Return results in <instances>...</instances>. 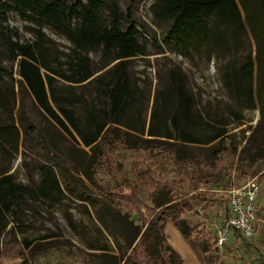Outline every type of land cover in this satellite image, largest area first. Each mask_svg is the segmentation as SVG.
Instances as JSON below:
<instances>
[{"label": "trees", "instance_id": "obj_1", "mask_svg": "<svg viewBox=\"0 0 264 264\" xmlns=\"http://www.w3.org/2000/svg\"><path fill=\"white\" fill-rule=\"evenodd\" d=\"M128 1L130 5L122 11L118 0H0V40L6 58L17 61L19 76L15 80L13 69L0 63V255L2 243L13 229L10 223L30 193L29 187L16 181L10 172L13 159L19 152H37L41 160L34 170L42 177L40 194L66 190L93 200L96 218L114 241L115 250L103 244L95 248L99 252L86 253L84 264L180 262L172 244L166 242L164 227L170 217L181 235L189 239L192 229L179 213L190 207L191 200L166 181L153 178L151 167L157 159L142 171L138 166L145 164L144 159L171 154L175 175L180 178L171 182L195 179L203 170L198 162L188 160L186 149L196 143L217 142L219 146L212 150L214 165L228 135V122L223 119L210 134L198 136L197 129L204 118L186 87V74L170 67L164 88L156 90L145 130L139 88L132 82L128 68L131 59L147 52L146 45L138 40L141 32L132 17L131 6L139 0ZM150 10L162 31L161 44L156 37L153 39L158 51L169 44L185 56L198 54L214 60L220 85L238 105L237 109L229 108L236 121L241 118V108L252 109L258 102L261 119L238 156L242 159L244 154L249 155L251 161L264 159V148L260 146H254L250 153L253 135L264 128V0H152ZM8 11L38 25L47 22L65 35L72 43L65 61L67 67L63 69L58 57L49 54L39 27L35 28V42L20 43L15 39L12 29L2 24ZM249 35L256 43L254 54ZM93 49L101 50V59L94 65L87 54ZM105 67L108 68L103 73L94 75ZM57 78L67 81L72 89L93 84L103 97L102 106L90 103L91 107L80 114L72 93L58 90ZM161 116L162 130L156 123ZM118 144L141 159L134 161L132 168L154 187L147 196L152 206L135 193L116 195L97 184V168L108 175L114 172L110 159ZM86 181L105 197L96 198ZM113 197L129 202L137 217L121 213L112 203ZM141 207L150 209V213L140 216ZM226 213L228 216V207ZM147 237L154 247L151 253ZM32 241L23 239L24 248L28 249ZM15 264L32 263L23 258Z\"/></svg>", "mask_w": 264, "mask_h": 264}, {"label": "rangeland", "instance_id": "obj_2", "mask_svg": "<svg viewBox=\"0 0 264 264\" xmlns=\"http://www.w3.org/2000/svg\"><path fill=\"white\" fill-rule=\"evenodd\" d=\"M151 2L152 0H139L131 6L132 17L141 32L138 40L146 45L147 54L136 55L131 59L128 68L132 82L139 88L138 103L142 107L140 117L141 122H145V130L154 108L156 90L164 88L166 71L170 67L180 68L186 74V87L196 102L197 110L204 118L200 123L201 126L196 128L198 136L205 137L210 134L215 127L221 125L223 119L228 122L226 125L228 135L221 144L223 150L214 165H211L215 160L212 150L219 146L217 142L196 143L186 149L188 160H195L203 170L198 171L195 179L184 180L179 184L171 182L173 179H180L175 175L171 154L144 159L145 164L141 163L138 166V171H142L148 167L149 162L157 159L151 167L153 178L166 181L178 194L185 195L191 200L190 207H184L179 213L180 217L186 220L187 226L192 229L191 237L188 239L180 235L175 236L171 230L164 229L166 242L172 244L181 258L177 264H264V159L251 161L249 155L244 154L242 159L238 156L247 139L252 135L254 126L261 119L259 104L257 102L256 107L252 109L241 108V118L236 121L234 115L229 113V108L237 109L238 105L236 106L226 96L220 85L213 59L206 60L198 54H193L192 57L185 56L169 44L162 45V50L158 51L153 39L156 37L157 43L161 44L162 31L153 20ZM118 4L122 11L130 5L128 0H118ZM2 24L12 29L13 37L20 43L35 42L37 39L35 28L39 27L43 32L49 54L58 57L63 69L67 67L65 61L71 54L72 43L51 24L45 22L38 25L19 16L15 11H8L7 19ZM249 39L254 54L256 43L251 35ZM87 54L93 65L99 63L100 49H93ZM0 63L7 68L11 67L13 77L15 80L19 79L17 61L11 62L6 58L1 40ZM53 64L56 66V63ZM107 68L95 72L94 75L103 73ZM57 79L58 90L72 93V97L77 101L74 105L80 114L86 107H91V104L102 106L103 97L97 93L93 84L80 85L72 89L69 88L67 81ZM162 119L163 116L156 119L160 130L163 129ZM263 132L264 128L253 135V148L250 153L254 146L264 148ZM117 146L110 159L113 160L114 172L108 175L104 170L97 168L94 174L97 184L113 191L116 195L135 193L147 202V206H152L147 196L154 191V187H151L149 181L146 182L145 177L137 174L132 168V163L141 159L136 152L124 149L119 144ZM156 151L153 150L154 153ZM40 160L41 156L37 152L25 154L19 152L13 159L10 172L13 173L16 181L29 187L30 193L25 195L15 219L10 223L13 229L10 236L2 243L0 264L20 263L23 258L32 264H84L86 253L99 252L95 248H100L103 244L115 250L111 235L95 216L93 200L87 197L80 198L74 192L66 190L63 193L48 190L47 194H40L38 188L42 177L34 170V165ZM251 181L259 186L254 202L255 234L245 238L239 232L231 230L223 245L216 248L213 241L227 216L229 190ZM86 184L95 192L96 198L105 197L100 189L93 187L87 181ZM55 196L58 199L53 200ZM112 203L121 210V213H135L134 207L122 197H113ZM149 213L150 209L141 207L140 216H147ZM171 223L174 225L173 220L168 217L166 224ZM144 227L145 225H142V230ZM23 239L33 240L28 249L24 248ZM146 245L150 253L153 252L154 247L148 237Z\"/></svg>", "mask_w": 264, "mask_h": 264}, {"label": "built area", "instance_id": "obj_3", "mask_svg": "<svg viewBox=\"0 0 264 264\" xmlns=\"http://www.w3.org/2000/svg\"><path fill=\"white\" fill-rule=\"evenodd\" d=\"M258 189L259 186L251 181L229 190L227 198L229 215L214 237L213 242L216 248L223 245L231 230L238 231L245 238H250L255 234L254 202Z\"/></svg>", "mask_w": 264, "mask_h": 264}, {"label": "crops", "instance_id": "obj_4", "mask_svg": "<svg viewBox=\"0 0 264 264\" xmlns=\"http://www.w3.org/2000/svg\"><path fill=\"white\" fill-rule=\"evenodd\" d=\"M164 229H168V230H171V232L176 236V235H181V233L179 232L178 229H176V227L171 223L170 225H167L164 227ZM183 237V236H182Z\"/></svg>", "mask_w": 264, "mask_h": 264}, {"label": "water", "instance_id": "obj_5", "mask_svg": "<svg viewBox=\"0 0 264 264\" xmlns=\"http://www.w3.org/2000/svg\"><path fill=\"white\" fill-rule=\"evenodd\" d=\"M131 217L135 218V217H136V214H135V213H133Z\"/></svg>", "mask_w": 264, "mask_h": 264}]
</instances>
